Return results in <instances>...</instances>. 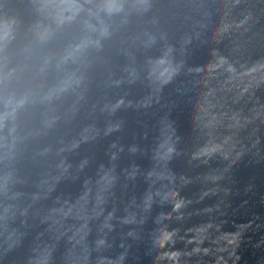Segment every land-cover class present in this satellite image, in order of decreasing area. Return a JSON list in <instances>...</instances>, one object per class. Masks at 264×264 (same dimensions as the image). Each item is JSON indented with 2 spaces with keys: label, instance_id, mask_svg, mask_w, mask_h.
<instances>
[{
  "label": "clouds",
  "instance_id": "clouds-1",
  "mask_svg": "<svg viewBox=\"0 0 264 264\" xmlns=\"http://www.w3.org/2000/svg\"><path fill=\"white\" fill-rule=\"evenodd\" d=\"M142 2L147 4V0H142ZM106 10L109 12L119 10L117 7H115V0H109Z\"/></svg>",
  "mask_w": 264,
  "mask_h": 264
}]
</instances>
